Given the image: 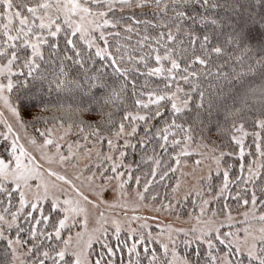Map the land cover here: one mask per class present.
I'll list each match as a JSON object with an SVG mask.
<instances>
[{"label":"snow or ice","instance_id":"obj_1","mask_svg":"<svg viewBox=\"0 0 264 264\" xmlns=\"http://www.w3.org/2000/svg\"><path fill=\"white\" fill-rule=\"evenodd\" d=\"M0 109V264H264V0H0Z\"/></svg>","mask_w":264,"mask_h":264},{"label":"trees","instance_id":"obj_2","mask_svg":"<svg viewBox=\"0 0 264 264\" xmlns=\"http://www.w3.org/2000/svg\"><path fill=\"white\" fill-rule=\"evenodd\" d=\"M141 19H143L144 17L141 16ZM257 28L259 27L258 25L256 26ZM227 37L226 35L224 37H222L221 42L224 43L226 41ZM135 40L136 37L133 35V39H132V43L133 45L135 44ZM123 42V41H122ZM225 53L222 57V59L220 61H218V63H225L227 62L229 64V67L232 64H236V60H235V56L240 55L239 52H235L233 48H230L227 46V44L225 43ZM244 65L245 67L247 66V59L244 60ZM237 70H240V66L239 64H237ZM193 116H195V112L192 113ZM227 120V123H226ZM230 120L227 118V114L224 112H221L219 115L218 120L214 117L212 120V124L215 125L217 123H219V125L221 127H227L228 124H230ZM218 137V133H217V129L215 127H212L211 132H209L207 129H205L204 131V137L201 138V142H203L204 144H207L209 147L212 146V142L215 141L217 144H219L221 141L220 139L217 138ZM162 190H164L163 187L159 188V192H161ZM257 208L259 210V205H257ZM0 259H3V246L0 245Z\"/></svg>","mask_w":264,"mask_h":264},{"label":"rangeland","instance_id":"obj_3","mask_svg":"<svg viewBox=\"0 0 264 264\" xmlns=\"http://www.w3.org/2000/svg\"><path fill=\"white\" fill-rule=\"evenodd\" d=\"M0 111H4V110H3V109H0ZM4 114H5V118H10V114H9V113H7V112L5 111ZM0 127H2V125H0ZM202 143H203V142H202ZM203 144H204V143H203ZM193 147H195V145H194ZM198 158H199V157L196 156V155H193V156H192V160H193V161H194L195 159H198ZM160 194L163 195V194H164V190H162V191L160 192ZM112 196H113V193L111 192V190H108V194H107V196L104 197V199H105V200H108L109 202H111V197H112ZM189 207H191V204H190V203H189ZM100 208H101V210H104V211H106V212H108V213H110V214H117V213H122L123 211H125L123 208L108 209V208H106L104 205H101ZM257 209H258V208H257ZM127 211H128V214H129V215H132V210H131V209H128ZM243 211H244V209H241V212H243ZM140 214L143 215V214H151V213H149L147 209H141V210H140ZM233 215L236 216L238 226L241 227V228H243L244 225H243V224H239V221L243 220V216H242V215L238 216L237 213H236L235 211L233 212ZM257 215H259V210L257 211ZM121 218H123V217H121ZM186 219H187V215H186V213H185V215H184L183 217H181V220H179V221L176 220V217H175V216H171V217H169L167 214H163V215L160 217V220H161L162 224L172 222V223L174 224V226H180V225L182 224V222H183L184 220H186ZM150 223L153 224V228L155 229V222L150 221ZM252 225H253L254 227H259V225H258L256 222H252ZM225 230H227V229H225ZM182 254H183V253H182ZM126 258H127V257H125V259H126Z\"/></svg>","mask_w":264,"mask_h":264}]
</instances>
